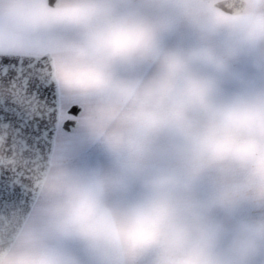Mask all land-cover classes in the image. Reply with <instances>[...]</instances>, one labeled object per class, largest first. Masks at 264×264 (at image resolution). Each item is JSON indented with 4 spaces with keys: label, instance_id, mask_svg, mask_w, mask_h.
<instances>
[{
    "label": "clouds",
    "instance_id": "1",
    "mask_svg": "<svg viewBox=\"0 0 264 264\" xmlns=\"http://www.w3.org/2000/svg\"><path fill=\"white\" fill-rule=\"evenodd\" d=\"M95 14L87 23L71 20L88 32L83 45L71 43L70 55L81 63L99 62L105 73L81 82L98 92L113 87L112 66L137 84L135 96L154 119L147 128L120 122V135L110 147L114 163L117 207L101 215L88 202L71 204L66 226L85 237L102 230L110 243L132 250L156 252L155 264H222V250L243 248L264 225L250 223L235 212L242 204L264 207V100L250 103L239 96L217 102L219 79L196 81L185 76L187 64L156 49V30L134 18H116L109 3L87 0ZM95 25L102 26L92 32ZM116 27L148 33L145 52L106 59L96 48L97 36ZM205 60L223 76L227 64L208 53ZM154 66L150 75L142 68ZM198 117L193 118L192 114Z\"/></svg>",
    "mask_w": 264,
    "mask_h": 264
},
{
    "label": "rangeland",
    "instance_id": "2",
    "mask_svg": "<svg viewBox=\"0 0 264 264\" xmlns=\"http://www.w3.org/2000/svg\"><path fill=\"white\" fill-rule=\"evenodd\" d=\"M129 1L123 0V4ZM86 2L64 0L57 9H50L45 0H0V53L53 56L61 85L62 118L70 104H88V96L81 89L77 92L79 87L73 83L75 60L69 51L72 42L63 36L73 29L67 11ZM182 6L183 0H145L147 22L156 30L155 52L184 61L185 76L191 80H221L222 95L216 98L217 102L233 96L250 103L264 100V0H257L237 18L221 19L213 12L204 20L193 8L183 14L179 11ZM216 20L220 26H200L215 25ZM200 53L226 63V73L220 76L214 66L197 59ZM153 71L152 65L145 75ZM126 102L124 96L123 105ZM114 114L112 124L90 147L88 142L71 145L68 135L58 130L51 171L43 191L24 231L2 264H155L152 252L110 243L98 229L87 230L96 235L85 237L65 223L66 211L74 203L88 202L101 215L112 213L117 207L113 198L117 168L108 154L120 135L117 124L128 119L122 107ZM87 116L85 112L81 117L84 127ZM192 116L196 118L198 114ZM235 212L250 223L264 225V207L242 204ZM221 258L222 264H264V236L251 237L235 252H228L225 246Z\"/></svg>",
    "mask_w": 264,
    "mask_h": 264
},
{
    "label": "water",
    "instance_id": "3",
    "mask_svg": "<svg viewBox=\"0 0 264 264\" xmlns=\"http://www.w3.org/2000/svg\"><path fill=\"white\" fill-rule=\"evenodd\" d=\"M45 1L49 8L57 9L62 0ZM217 6L230 15H239L245 9L243 0L234 4L224 1ZM0 68L3 69L0 73V106L18 108L29 121L43 129L39 138L29 139L12 125L0 123V174L7 173L12 186L25 196L18 203L0 206L2 264L29 221L50 173L60 103L54 62L49 53L41 56L0 53ZM10 69L14 74L9 73ZM36 89L53 92L55 107L41 99ZM76 126V123L62 124L66 132H72Z\"/></svg>",
    "mask_w": 264,
    "mask_h": 264
},
{
    "label": "snow or ice",
    "instance_id": "4",
    "mask_svg": "<svg viewBox=\"0 0 264 264\" xmlns=\"http://www.w3.org/2000/svg\"><path fill=\"white\" fill-rule=\"evenodd\" d=\"M95 14V10L88 2L81 4L79 7L71 8L66 15L70 20L87 23ZM102 26L95 25L92 27V32L100 31ZM88 32L73 28L65 33L63 36L66 40L83 45ZM96 48L106 59H111L120 56H130L137 52H145L148 50L149 36L148 33L136 27H116L112 30H105L102 34L97 36ZM106 66L99 62L84 63L81 69V74L87 80H98L99 73H105ZM3 69L0 68V73ZM114 74L113 87H118L124 90V96L127 102L122 106V110L130 121L139 123L142 127L147 128L154 119L151 112L143 107V101L136 98L135 93L137 84L128 77L120 75L119 63H114L112 66ZM10 74H14V70H9ZM40 94L41 99H46L47 102L55 107L56 96L53 92L48 90L41 91L36 89ZM80 109L73 108V113H78ZM0 123L12 125L14 128L21 130L27 134L29 139H37L41 136L43 129L33 122L29 121L25 114L14 106L3 105L0 106ZM24 193L15 189L12 186L11 177L7 173L0 174V206L5 204L18 203L24 199ZM156 252L152 253L154 258Z\"/></svg>",
    "mask_w": 264,
    "mask_h": 264
},
{
    "label": "flooded vegetation",
    "instance_id": "5",
    "mask_svg": "<svg viewBox=\"0 0 264 264\" xmlns=\"http://www.w3.org/2000/svg\"><path fill=\"white\" fill-rule=\"evenodd\" d=\"M224 1H229L234 4L236 1L239 2L240 0H183V6L179 9V11L183 14H187L190 9H196V12L198 13L197 15L201 16L204 20H207V18L210 17L213 12L221 19H223V17L237 18L239 15L226 14L222 9L218 8L217 5ZM144 2L145 0H130L129 2H125L123 4V0H106L104 3H109L114 8L116 18L134 17L144 22L148 26H151L148 24L144 13ZM243 2L245 3V10L243 13H245L248 7H252L257 3V0H243ZM214 24L215 25L201 23L200 26L203 28H208L209 26H220L217 20ZM232 28L234 30L235 25H233ZM73 64L74 68H72L71 72L72 79L74 78L73 83L79 87L77 92L81 89L88 96V104H85L84 102L70 104L65 111L64 117L62 118L60 116L59 123L62 124L64 122H76L77 128H75L71 133H66L68 135L67 140L70 141L71 145H78L88 142L87 146L90 147L94 145V141H96V139L99 138L101 134H103V132L109 128L110 124H112L115 118L114 111L118 107L123 106L124 96L120 95L113 88H109L104 92H98L92 88H89L86 86V84L81 82L84 76L81 74L82 67L80 65L84 63L75 60L73 61ZM151 66V64L144 65L142 68L143 74H145V72L148 71ZM55 70L59 85V94L61 95V85L59 82V75L56 65ZM73 108H78L80 111L78 113H73ZM85 112L88 116L86 121L87 124L84 127L81 117L85 114ZM62 157L65 156L62 155Z\"/></svg>",
    "mask_w": 264,
    "mask_h": 264
}]
</instances>
